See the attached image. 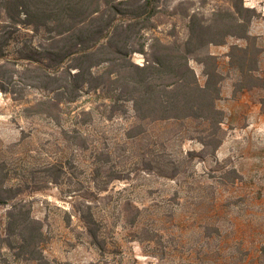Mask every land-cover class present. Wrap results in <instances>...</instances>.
I'll return each instance as SVG.
<instances>
[{
  "label": "trees",
  "instance_id": "1",
  "mask_svg": "<svg viewBox=\"0 0 264 264\" xmlns=\"http://www.w3.org/2000/svg\"><path fill=\"white\" fill-rule=\"evenodd\" d=\"M161 1L0 0V90L25 121L50 127L45 144L55 148L30 152L25 137L0 148V264H71L45 256L44 224L33 216L30 194L60 189L104 258L108 243L98 213L110 184L142 175L180 188L187 183L192 163L214 155L225 139L218 107L223 74L211 46L242 41L231 46L228 65L241 90L264 92V49L250 33L257 12L245 0H228L209 15L183 1L186 35L167 40L153 34ZM135 53L144 56L142 65ZM85 97L91 105L79 106ZM186 140L202 150L184 151ZM123 157L131 170L117 166ZM122 211L140 241L164 245L159 217L145 224L147 208L133 202ZM241 264H264V246Z\"/></svg>",
  "mask_w": 264,
  "mask_h": 264
},
{
  "label": "rangeland",
  "instance_id": "2",
  "mask_svg": "<svg viewBox=\"0 0 264 264\" xmlns=\"http://www.w3.org/2000/svg\"><path fill=\"white\" fill-rule=\"evenodd\" d=\"M187 1L209 15L228 0H162V12L156 18V36L186 35V20L182 8ZM254 9L250 33L264 49V0H245ZM173 38V37H172ZM170 40V39H169ZM242 41L229 39L224 45H213L210 51L219 57L223 74L222 95L218 107L225 113L222 128L225 139L216 153L192 163L188 181L180 188L175 182L143 178L114 181L108 192H102L98 213L104 223L109 254L101 258L85 235L82 222L71 208V200L61 190L51 187L28 195L33 216L44 224L45 256L52 262L71 264H241L257 257L264 246V92L259 89L241 90L239 77L228 65L230 48ZM135 63L142 65L144 56L135 53ZM201 83L202 66L191 62ZM264 69V54L261 57ZM83 98L79 106H90ZM52 130L39 121H25L18 113L9 94L0 90V148L25 137L24 149L39 151L51 140ZM184 151L202 150L195 140H186ZM31 159V158H29ZM86 166V165H84ZM120 169L129 171L131 160H117ZM235 170L236 179L229 171ZM192 172V174H191ZM134 175H131V179ZM217 182H224L219 186ZM181 189L176 196V190ZM105 196V197H104ZM174 198L178 201H175ZM133 202L147 208L145 224L160 218L165 230L164 245L142 242L137 229L128 226L123 204ZM5 211L0 209V217ZM157 216H156V215ZM159 214V215H158ZM173 214V215H172ZM219 228V233L216 231ZM21 264V263H11Z\"/></svg>",
  "mask_w": 264,
  "mask_h": 264
}]
</instances>
